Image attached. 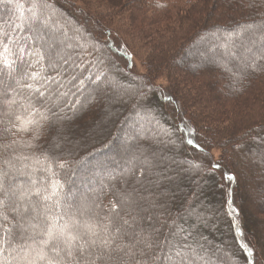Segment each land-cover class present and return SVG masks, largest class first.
Wrapping results in <instances>:
<instances>
[{
  "label": "trees",
  "instance_id": "obj_1",
  "mask_svg": "<svg viewBox=\"0 0 264 264\" xmlns=\"http://www.w3.org/2000/svg\"><path fill=\"white\" fill-rule=\"evenodd\" d=\"M48 3L56 18L80 30V42L89 51L93 45L101 49L89 59L94 63L92 75L101 73L102 80L98 89L95 84L88 85L80 104L69 96L67 104L54 106L51 132L45 125L36 148L17 151L40 156L50 144H56L66 158L70 151L72 159L82 158L84 163L98 158L96 147L105 145L110 134L124 137L127 145L115 149L110 160L96 161L97 168L87 169L80 163L66 173L57 170L55 177L37 170L32 178L45 183L60 179L69 202L90 198L108 206L113 200L109 187L117 183L109 177L132 167L129 160L133 153L143 148L148 154H166L177 162L172 165L175 180L166 196L173 218L180 213L188 225H195L192 231L197 239L206 238L202 241L206 246L219 250L222 264H264V59H256L253 70L252 60L246 57H259L260 45L251 46L252 53H247L248 33L232 46L236 56L227 55L223 47L242 25H264V0H255V6H251L253 0ZM0 18L15 22V9L6 12L0 6ZM132 56L140 57L145 75L131 71ZM160 77L166 82L165 89L155 84ZM120 96L124 103L116 102ZM117 122H121V130ZM152 122L158 124L159 131ZM130 124L134 129L126 134ZM183 125L194 130L192 138L203 152L188 145L181 132L171 135ZM92 132L96 135L88 141ZM168 140L175 143H166ZM212 163L220 167L212 168ZM226 175L235 180H226ZM229 191L236 209L232 216L228 214ZM198 215L203 219L197 220ZM242 242L252 249L251 257Z\"/></svg>",
  "mask_w": 264,
  "mask_h": 264
},
{
  "label": "snow or ice",
  "instance_id": "obj_2",
  "mask_svg": "<svg viewBox=\"0 0 264 264\" xmlns=\"http://www.w3.org/2000/svg\"><path fill=\"white\" fill-rule=\"evenodd\" d=\"M0 6L6 12L14 8L17 14L15 22L0 18V264H222L219 250L206 246L202 242L206 238L197 239L195 225H188L180 213L173 218L166 199L175 180L171 173L177 162L171 157L138 149L129 160L132 167L109 177L117 183L109 187L113 200L108 206L90 198L69 202L60 179L45 183L32 178L37 170L55 177L57 170L66 173L83 163L82 158L72 159L70 151L66 158L56 144L40 156L17 149L36 148L45 125L51 132L54 106L67 104L69 96L80 104L88 85L99 88L102 74L92 75L94 63L89 57L101 49L93 45L89 51L80 42V30L56 18L48 0H0ZM245 33L249 34L247 53L260 45L259 57H246L255 70L256 59H264V25H242L223 47L227 55L236 56L231 48ZM177 131L188 145L203 152L192 138L194 130L177 126L171 135ZM181 163L201 168L190 161ZM219 167L212 163V168ZM225 179L231 182L235 177ZM228 196L232 216L236 209L230 191ZM233 224L242 237L235 220ZM241 247L249 257L253 255L246 243Z\"/></svg>",
  "mask_w": 264,
  "mask_h": 264
},
{
  "label": "rangeland",
  "instance_id": "obj_3",
  "mask_svg": "<svg viewBox=\"0 0 264 264\" xmlns=\"http://www.w3.org/2000/svg\"><path fill=\"white\" fill-rule=\"evenodd\" d=\"M203 48V47H202ZM191 57V56H190ZM192 58H194L193 57V55H192ZM132 64H131V71L133 72V73H135V74H139V75H145L146 74V69H145V66L143 65V63H142V61H141V59H140V57H138V56H132ZM160 89H165L166 88V82H165V80L163 79V78H157V80H156V83H155ZM126 92V91H125ZM131 93H133V92H131ZM130 93V94H131ZM122 98V96H120V98H118L117 100H116V102L117 103H124V101L125 100H123V99H121ZM122 101V102H121ZM146 122L147 121H144V127H143V129L145 130V129H147V124H146ZM119 125H118V127H119V129L121 130V128H120V123L119 122H117ZM136 124V123H135ZM137 124H139L138 122H137ZM152 124H153V127H156V129H154L155 131H159V128H158V124L156 123V122H152ZM140 125V124H139ZM110 126H111V128L113 127L112 126V124H110ZM134 129V124H130V126H129V130L128 131H126V134H128V132L129 131H131V130H133ZM90 132V131H89ZM125 133V129L124 130H122L121 131V133ZM91 135V136H90ZM90 135H88L89 137H88V141H90L89 140V138H92V135H96V132H92V133H90ZM125 135V134H124ZM124 139V137H122V136H118V134H110V138H109V140L105 143V145H107V147H105V145H103V146H99V147H96L97 149L99 148V153L97 154V156H98V158L97 159H95V158H93V159H91L92 161H87V162H84V163H82L87 169H89V168H91V167H95V168H97L98 167V165H96L95 163H96V161H103V160H110V158H111V156H112V154H114V152H115V149H117V148H119V146H121L122 144H125L126 143V145H127V142L125 141V140H123ZM95 148V149H96ZM164 155H166V154H164ZM168 155V154H167ZM86 174V173H85ZM80 187H78V189H79Z\"/></svg>",
  "mask_w": 264,
  "mask_h": 264
}]
</instances>
